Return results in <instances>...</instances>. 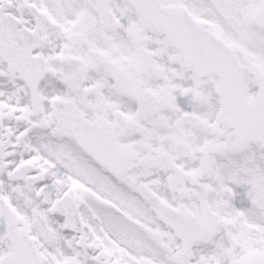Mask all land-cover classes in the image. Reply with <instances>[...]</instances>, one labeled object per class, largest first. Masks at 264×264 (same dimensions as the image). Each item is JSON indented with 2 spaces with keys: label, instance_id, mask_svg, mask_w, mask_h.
Returning <instances> with one entry per match:
<instances>
[{
  "label": "snow or ice",
  "instance_id": "1",
  "mask_svg": "<svg viewBox=\"0 0 264 264\" xmlns=\"http://www.w3.org/2000/svg\"><path fill=\"white\" fill-rule=\"evenodd\" d=\"M0 264H264V0H0Z\"/></svg>",
  "mask_w": 264,
  "mask_h": 264
}]
</instances>
